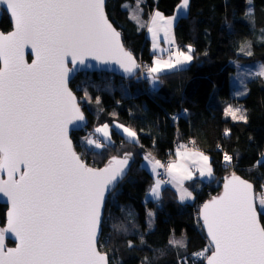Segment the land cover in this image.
<instances>
[{
	"label": "snow or ice",
	"instance_id": "6c2138e0",
	"mask_svg": "<svg viewBox=\"0 0 264 264\" xmlns=\"http://www.w3.org/2000/svg\"><path fill=\"white\" fill-rule=\"evenodd\" d=\"M189 2L182 0L179 10L186 11ZM0 4L14 21L13 32L0 34V173L7 175L6 180L0 179V193L11 204L7 229L0 230V264H110L98 248L105 192L122 178L130 156L113 157L103 169L88 167L81 160L68 126L84 116L68 82L77 67L85 66L86 57L101 63L113 60L127 73L140 65L120 44V33L105 15V0H0ZM155 16L164 19L159 12ZM173 19L163 26L166 32ZM26 46L35 57L30 64L22 55ZM173 55L175 62L171 57L164 62L168 68L183 67L193 59L183 51ZM154 64L147 69L149 74L163 71L158 62ZM257 75H264V66ZM226 111L235 119L241 110ZM239 119L246 117L241 113ZM123 131L138 142L135 131L127 127ZM87 143L103 146L91 139ZM224 159L230 163L232 157L225 154ZM145 160L153 171L160 166L151 153ZM180 167L167 165L169 172ZM184 178H190V173L173 177L178 184ZM160 183L150 192L157 199ZM224 187V195L214 197L201 212L214 250L210 256L203 252L193 256L206 259L207 264H264L260 223L264 199L258 208L253 185L236 176ZM191 196L183 189L181 200ZM2 231L17 239L16 247L5 248ZM169 243L186 247L183 241Z\"/></svg>",
	"mask_w": 264,
	"mask_h": 264
},
{
	"label": "trees",
	"instance_id": "16d2710c",
	"mask_svg": "<svg viewBox=\"0 0 264 264\" xmlns=\"http://www.w3.org/2000/svg\"><path fill=\"white\" fill-rule=\"evenodd\" d=\"M135 1L108 0L107 13L138 62L152 64L154 55L144 24L154 10L173 15L182 0H144L139 24L129 15ZM12 27L4 12L0 32ZM175 34L181 49H193V61L187 68L160 74L152 92L139 75L125 79L105 72H83L71 83L89 119L85 129L72 134L82 160L94 168L126 154L131 160L129 174L106 204L99 249L108 254L110 264H204L205 259L193 256L210 247L199 220L200 206L220 192L223 178L231 174L251 181L256 196L264 188V78L250 81L248 95L241 100L230 97L229 86L236 64L264 65V0H190L189 12L177 21ZM226 102L243 104L247 121L227 119ZM183 111L187 115L177 119L175 115ZM115 124L134 130L138 142L120 133ZM105 125L109 141L97 131ZM91 130L101 138V148L81 142ZM187 141L211 158L214 179L196 178L188 183L194 202H181L171 187L163 189L158 201L146 202L155 179L143 165L145 156L151 153L171 163L177 149L188 147L178 148V144ZM225 154L232 157L230 163ZM148 208L156 215L152 230L147 223ZM6 210L0 205L2 223ZM261 222L264 226V216ZM182 236L186 247L169 243L172 237Z\"/></svg>",
	"mask_w": 264,
	"mask_h": 264
},
{
	"label": "rangeland",
	"instance_id": "374dc122",
	"mask_svg": "<svg viewBox=\"0 0 264 264\" xmlns=\"http://www.w3.org/2000/svg\"><path fill=\"white\" fill-rule=\"evenodd\" d=\"M144 2V0H136L134 4H132L129 8V15L131 17L132 20H134L136 23H141L142 21V3ZM182 3V1H181ZM180 3V5H181ZM190 4V2H189ZM179 5V6H180ZM179 6L176 8V11L173 15L169 16L170 18L175 17V19H173L174 22H177L179 20V18H181L182 16H185L188 14L189 12V6L187 8L186 11H180L179 10ZM157 10H154L149 17V20H147L144 24L145 28H146V35L147 38L149 39V34L151 35V47L153 48V51L155 53H157V55L153 56L154 60L153 62H158L160 64V66L163 68V71L159 72V73H152L149 74L150 78L152 77H157L160 74H164V73H169V72H173V71H177L183 68H187L190 66V64L192 63L193 59L189 62H186L184 64L183 67L177 66L175 68H168L164 65L165 61L169 60V57H171V61L175 62V60L177 59V57L175 55H173V53L177 52V51H183L188 53L189 55H191L193 57V49L191 48V52L188 51L189 47L187 50H183L180 48L179 44L177 43L176 40V34H175V29H172V25H168L167 26V32L165 31V28L163 27L164 25H167L168 20L165 21L166 17L161 13V16L164 18L163 20H160V17H156L155 13ZM177 20V21H176ZM155 21V23L153 22ZM151 23L153 25L152 31L150 32L148 29L151 28ZM176 24V23H175ZM175 28V25H174ZM172 33V34H170ZM157 37V39H155L154 37ZM174 46V48H173ZM181 60H183V57H180ZM153 66H156L155 64H147V63H143L141 61V70H139V72L137 73V75H139V80L143 82L145 88H147L148 86H153V87H157V81L155 80V82H151L149 77H148V68H151ZM262 66H264L261 62H249V63H238L236 64V71L234 73H232L230 75V81H229V86H230V97L232 99H237V100H241L243 98H245L248 95L249 92V88H248V84L250 81L258 79L259 77L264 78V75H257L258 72L261 71ZM143 76V79H142ZM156 89V88H155ZM229 108H231L232 110H236V109H240V112H236V118H233V115L231 112H227L226 110H228ZM241 113H243V115L246 117L245 114V107L243 106V104L240 103H228L226 102V109H225V116L227 119H230L234 122H246V120H241L239 119ZM121 126V127H118ZM126 127L122 124H115V128L122 133L123 135H125L129 140H132L131 138H129L127 136V134L123 131V128ZM128 128V127H127ZM100 129H104L103 131H100L98 134L101 135L105 140L109 141V128H104V127H100ZM130 129V128H129ZM132 130V129H131ZM94 130H91V132L86 133V137L84 139H81L82 143H87V141L89 139L97 141L99 143H101V138L97 137V135H95V133L93 132ZM134 131V130H133ZM107 133V135H106ZM137 134V133H136ZM138 138V136H137ZM85 141V142H84ZM134 141V140H132ZM191 146V145H190ZM187 148H192V149H196L194 146L191 147H187ZM148 155V154H147ZM146 155V156H147ZM155 158V157H154ZM264 160V158H263ZM161 163V162H160ZM143 165L148 168V170H152L153 173V166L148 164L146 162V160L144 159L143 161ZM161 167V165H160ZM159 167V168H160ZM167 167L164 169L165 173L167 171ZM159 172V171H158ZM151 173V174H152ZM165 175V174H164ZM158 176V173H157ZM159 177V176H158ZM164 177V176H163ZM161 178V177H160ZM159 181H164L163 179L159 180ZM194 194V193H193ZM192 194V195H193ZM150 194L148 195L149 200H152L150 198ZM193 198H195V196L193 195ZM257 199L259 201L258 204H260V201L262 199H264V188L263 190L257 194ZM156 199H154L152 201H155ZM146 201V199H145ZM184 202H191V201H186V199L183 200ZM149 213H151V215H149ZM155 212L153 210H151L150 208L147 209V223L149 226V229L152 230L155 226ZM172 241H183L186 244V237L182 236V237H172L171 238ZM210 246V245H209ZM179 247V246H176ZM183 248V247H182ZM210 251H211V247L207 248V251H203L204 256L206 257L207 255H210ZM204 260V259H202Z\"/></svg>",
	"mask_w": 264,
	"mask_h": 264
},
{
	"label": "water",
	"instance_id": "95a60500",
	"mask_svg": "<svg viewBox=\"0 0 264 264\" xmlns=\"http://www.w3.org/2000/svg\"><path fill=\"white\" fill-rule=\"evenodd\" d=\"M107 3H108V0H105V5H104V12H105V15L107 16L109 22L113 25V27L116 29L117 32L120 33V44H122L123 48L125 51L127 52H130L132 54V57L134 58L136 64L139 65V62L137 60V58L135 57V55L130 51L128 50L126 47H125V44H124V41H123V35L122 33L114 26V24L112 23V21L109 19V16H108V13H107ZM4 12L10 17L11 19V22H12V29L9 31V32H0V34H4V35H7L11 32L14 31V21H13V17L10 15V13L6 10V6L4 4H0V21H1V18L4 14ZM22 55L24 57V60L27 62V63H31L32 60L35 58L34 55L32 54V49L30 46H26L25 48L22 49ZM123 59V58H121ZM69 67H71V65H69ZM83 72H89V73H94V72H105V73H110V74H114V75H117V76H120L122 78H125V79H133L134 77L137 76V68H134L133 71L131 73H127L124 71V68H122L120 66V64L118 63H115L113 60H109L108 63H101L100 61H97L95 59H92L91 57H86L85 58V66H79L77 67V69H75L71 74H70V77H69V82H68V87L71 89V91L73 92V94L75 95L76 97V103L78 104L79 108H80V111L82 112L83 116H84V120L83 121H77L73 124H70L68 126V136L69 138L71 139L72 141V147L73 149L75 150V152L77 153L78 156L79 153L77 152V149L75 147V144H74V141L72 139V134L74 132H80L82 131L83 129H85L88 125H89V119L88 117L86 116V114L84 113L80 103H79V99L76 95V93L73 91L72 87H71V83L74 81V79L76 78L77 75H79L80 73H83ZM81 158V157H80ZM123 158V157H122ZM82 160V158H81ZM112 159H110L109 161H111ZM83 161V160H82ZM109 161L106 163V165H104L103 167H100V168H96V169H103L105 168L106 166H108L109 164ZM84 162V161H83ZM85 163V162H84ZM86 164V163H85ZM87 165V164H86ZM88 167H91L89 165H87ZM94 168V167H92ZM130 169H131V160L129 158V161H128V165L125 167L124 169V174L122 176V178H118L112 185L109 186V190H107L105 192V201H104V206H103V209H102V215H101V224H100V235H99V242H100V239H101V236H102V232H103V228H102V224H103V221H104V217H105V209H106V204H107V201H108V198L109 196L116 190V188L118 187L119 183L121 181H123L127 175L129 174L130 172ZM233 176H236V177H239L241 180H244V181H247L249 183H251L253 185V195L255 196L256 198V202H257V196H256V189H255V186L254 184L243 178L242 176L238 175V174H231L229 176H225L223 178V182H222V185H221V189H220V192L211 197L210 199H208L207 201H205L201 206H200V209H199V220L201 221V225H202V229L205 233V236L207 237V240L209 242V245L210 247L212 248V251L214 250V245L211 243V238L208 236V232H207V229L206 227L204 226V220L202 218V215H201V212H202V209H203V206L206 204V203H210L214 197H221L224 195V192H225V183H231L232 182V177ZM0 179H7V175L6 173H0ZM0 205L2 206H6L7 207V210H6V220H5V224L4 226H2V221L0 219V230H4V229H7V212L9 211V208L11 207V204L8 200V198L6 196H4L2 193H0ZM257 206H258V202H257ZM260 223L261 225L263 226L262 222H261V217H260ZM2 235H3V240H2V243L3 245L5 246V248H14L17 246V239L9 232L7 231H2ZM8 241H11L12 243H14V246H7V242ZM99 242H98V248H99ZM100 250V249H99ZM212 254V252L210 253V255ZM108 255V254H107ZM209 255V256H210ZM109 257V256H108ZM204 264H207V260L205 259L204 261Z\"/></svg>",
	"mask_w": 264,
	"mask_h": 264
},
{
	"label": "crops",
	"instance_id": "0c3cea01",
	"mask_svg": "<svg viewBox=\"0 0 264 264\" xmlns=\"http://www.w3.org/2000/svg\"><path fill=\"white\" fill-rule=\"evenodd\" d=\"M156 12H159V11H156ZM165 17H166L165 21L170 18L169 16H165ZM160 20H163V19L160 18ZM175 23H177V22H174L173 20L171 21L172 29H175L174 28V25L176 26ZM151 29H154L152 23H151ZM148 34H149L150 51L152 54H154L156 56L157 53H155L153 51V48L151 47V35H150V33H148ZM170 34H172V33H170ZM154 36H155V34H154ZM154 38L157 39L156 36ZM173 48H174V46H173ZM153 60H154V58H153ZM153 64H154V62H153ZM148 77H149L150 81L153 82V79L150 78L149 73H148ZM178 153H179V155H178ZM197 153H201V154H203V156H207L208 157L207 161L203 160L201 156L197 155ZM263 158H264V156L262 157L261 162L264 161ZM155 160H158V159L155 158ZM171 164H175V165H178L181 167L178 170H173L172 172H169V170L167 169L164 177H161V178L157 176V173L159 171V166L155 167V171H153V173H152V170H150V172L152 173V175L155 179V182L148 189V193L146 196V202L153 200V196L150 194L151 189L156 184V182L161 180V179H163L164 181H161V183H160V186L158 189L159 198L158 199L154 198V199H156L155 201H158L161 198L163 189H165L166 187H171L176 191V193L178 194V198L181 202H184L183 200H181V196L183 195V189H187L189 192H191L193 194V191L190 190L187 186L188 183H190L192 180H194L196 178L201 179L203 181H210V180L214 179V173H213V169H212V165H211V158L207 154H205L204 152L199 151L197 149H192V148L177 149L175 151V155H174V158H173ZM209 169L211 170V175H209ZM201 172H203V175H201ZM189 173H190V178H184L182 180L181 184H178L176 182V180L173 179L174 176H185L186 177V176H188ZM149 194L151 195L150 198L152 200H149V198H148ZM193 195L191 196V198H185L186 201H191V202L193 201L194 202L195 198H193Z\"/></svg>",
	"mask_w": 264,
	"mask_h": 264
},
{
	"label": "built area",
	"instance_id": "2783aa9c",
	"mask_svg": "<svg viewBox=\"0 0 264 264\" xmlns=\"http://www.w3.org/2000/svg\"><path fill=\"white\" fill-rule=\"evenodd\" d=\"M139 65H140V67L139 68H137V72H139V70H141V62H139ZM142 79H143V76H142ZM149 92H152V91H154L155 90V87H153V86H148L147 88H146ZM187 115V113H186V111H183L181 114H177V115H175V117L178 119V118H181V117H185ZM188 146V147H191L192 145H191V142L190 141H187V142H185V143H182V144H178V148H180L181 146ZM191 145V146H190ZM161 163H160V165H161V167L159 168V172H158V176L159 177H163L164 176V174H165V168L167 167V165H169L170 164V160H168V159H160L159 160ZM208 256V255H207ZM198 259H200V258H198ZM198 259H195L196 261H198ZM200 260H202V259H200Z\"/></svg>",
	"mask_w": 264,
	"mask_h": 264
},
{
	"label": "flooded vegetation",
	"instance_id": "af4514ba",
	"mask_svg": "<svg viewBox=\"0 0 264 264\" xmlns=\"http://www.w3.org/2000/svg\"><path fill=\"white\" fill-rule=\"evenodd\" d=\"M5 223H2V226H4ZM9 242V241H8ZM7 242V246H14V243H12V245H9Z\"/></svg>",
	"mask_w": 264,
	"mask_h": 264
},
{
	"label": "clouds",
	"instance_id": "9594fccd",
	"mask_svg": "<svg viewBox=\"0 0 264 264\" xmlns=\"http://www.w3.org/2000/svg\"><path fill=\"white\" fill-rule=\"evenodd\" d=\"M138 73V72H137ZM156 88V87H155Z\"/></svg>",
	"mask_w": 264,
	"mask_h": 264
}]
</instances>
